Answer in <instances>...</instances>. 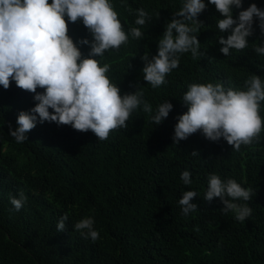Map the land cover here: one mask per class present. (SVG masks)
Masks as SVG:
<instances>
[{"label":"trees","instance_id":"16d2710c","mask_svg":"<svg viewBox=\"0 0 264 264\" xmlns=\"http://www.w3.org/2000/svg\"><path fill=\"white\" fill-rule=\"evenodd\" d=\"M251 2L264 5V0H243V7ZM179 6V0H116L125 30L138 7L153 16L142 28L144 37L104 57L122 92L139 84L153 106L170 100L173 108L159 125L138 109L127 127L110 131L105 140L45 122L16 143L8 127H15L19 110L33 106L32 93L14 83L0 87V264H264V131L238 151L199 132L172 142L173 117L186 111L180 100L188 83L211 80L236 87L250 73L264 76V57L252 51L259 32L249 37L248 48L224 56L216 42L219 14L208 5L198 16L204 24L197 36L204 55H181L167 83L153 89L142 79L140 56L155 54L164 23ZM69 33L74 39L87 35L79 22L69 24ZM260 114L264 117V103ZM184 169L191 172V185L179 178ZM211 172L253 189L247 201L252 212L244 221L221 212L218 198L203 199ZM188 189L196 191L192 202L198 209L184 216L177 201ZM19 191L26 200L17 211L9 197ZM64 213L65 230L57 232ZM87 215L99 232L95 241L72 228Z\"/></svg>","mask_w":264,"mask_h":264},{"label":"clouds","instance_id":"9594fccd","mask_svg":"<svg viewBox=\"0 0 264 264\" xmlns=\"http://www.w3.org/2000/svg\"><path fill=\"white\" fill-rule=\"evenodd\" d=\"M119 2L123 4L125 0ZM179 5L163 25L155 54L140 56L142 79L151 88L167 83L166 76L178 67L181 55L187 53L193 59L204 55L197 38L204 24L198 16L208 5H213L219 14L215 26L220 53L228 56L230 50L248 48L249 37L258 30V43L252 45V51L264 57V5L251 2L243 7V0H179ZM234 10H238L235 15ZM152 16L146 8H136L134 20L125 30L116 0H0V87L6 90L14 83L32 93L34 101L27 110L18 111L15 127L9 124L8 135L16 143H23L38 123L54 122L81 132L91 131L97 139L105 140L110 131L127 127L129 116L138 109L148 114L155 126L162 123L173 108L170 100L163 99L153 106L139 84L130 85L134 87L132 91L122 92L110 73V63L104 62L105 53L118 50L130 39L144 37L142 28ZM77 22L87 35L74 39L69 24ZM84 47L86 54L82 52ZM180 101L186 111L173 117L174 144L199 132L212 142L222 138L238 151L241 145L258 141L264 131V117L260 114L264 76L250 73L236 87L221 81L191 82ZM179 178L184 185L193 183L188 169L182 170ZM206 179L204 200L218 198L221 212H230L237 221L251 215L247 203L252 197L251 187L232 177L222 179L216 172L209 173ZM193 197H197L193 189L182 192L177 201L182 215L198 209ZM9 200L18 211L26 197L19 191ZM67 220V213L59 217L57 232L65 230ZM94 225V217L87 215L72 228L82 238L95 241L99 232Z\"/></svg>","mask_w":264,"mask_h":264}]
</instances>
